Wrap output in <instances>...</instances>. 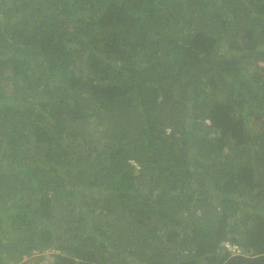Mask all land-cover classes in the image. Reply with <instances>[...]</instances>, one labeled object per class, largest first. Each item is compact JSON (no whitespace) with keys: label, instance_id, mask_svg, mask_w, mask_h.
<instances>
[{"label":"trees","instance_id":"obj_1","mask_svg":"<svg viewBox=\"0 0 264 264\" xmlns=\"http://www.w3.org/2000/svg\"><path fill=\"white\" fill-rule=\"evenodd\" d=\"M260 61L264 0H0V264H264Z\"/></svg>","mask_w":264,"mask_h":264},{"label":"clouds","instance_id":"obj_2","mask_svg":"<svg viewBox=\"0 0 264 264\" xmlns=\"http://www.w3.org/2000/svg\"><path fill=\"white\" fill-rule=\"evenodd\" d=\"M223 245L226 246V248H228V250L232 252L242 253L245 251L243 248L239 247L237 244H232L229 241H224Z\"/></svg>","mask_w":264,"mask_h":264},{"label":"rangeland","instance_id":"obj_3","mask_svg":"<svg viewBox=\"0 0 264 264\" xmlns=\"http://www.w3.org/2000/svg\"><path fill=\"white\" fill-rule=\"evenodd\" d=\"M260 64H262V65H264V62L263 61H260ZM53 250H50V249H46V250H44L43 251V254H47V256H45V258H48L49 257V253H51ZM24 258H26V257H24ZM50 258V257H49ZM44 261H46V260H44ZM48 262H51L52 263V260H50V261H48Z\"/></svg>","mask_w":264,"mask_h":264}]
</instances>
